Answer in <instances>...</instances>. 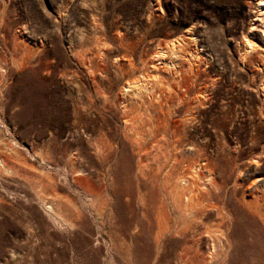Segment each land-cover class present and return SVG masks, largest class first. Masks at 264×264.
<instances>
[{
  "label": "rangeland",
  "instance_id": "1",
  "mask_svg": "<svg viewBox=\"0 0 264 264\" xmlns=\"http://www.w3.org/2000/svg\"><path fill=\"white\" fill-rule=\"evenodd\" d=\"M0 264H264V0H0Z\"/></svg>",
  "mask_w": 264,
  "mask_h": 264
}]
</instances>
